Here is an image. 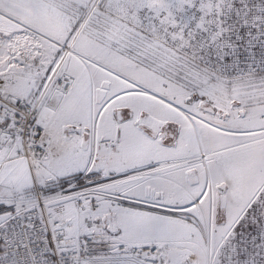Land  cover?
I'll return each instance as SVG.
<instances>
[{"label":"snow or ice","instance_id":"snow-or-ice-1","mask_svg":"<svg viewBox=\"0 0 264 264\" xmlns=\"http://www.w3.org/2000/svg\"><path fill=\"white\" fill-rule=\"evenodd\" d=\"M0 264H264V0H0Z\"/></svg>","mask_w":264,"mask_h":264}]
</instances>
